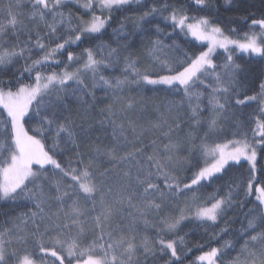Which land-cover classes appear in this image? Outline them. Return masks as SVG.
Returning a JSON list of instances; mask_svg holds the SVG:
<instances>
[{"label": "snow or ice", "instance_id": "1", "mask_svg": "<svg viewBox=\"0 0 264 264\" xmlns=\"http://www.w3.org/2000/svg\"><path fill=\"white\" fill-rule=\"evenodd\" d=\"M141 3L142 0H29L26 18L32 24H44L47 29L43 34L36 32L33 47L40 54L35 59L33 48L29 47L33 39L31 30L23 45H12L5 39L9 35L18 39L27 30L21 19L24 14L14 10L20 7L19 0L9 3L4 21H0V73L7 75L10 65L26 58L31 63L26 64L24 72L32 82H22L24 72L13 74L8 80L0 79V109L6 113V116L0 115V201H11L17 207L26 201L32 207L16 218L18 223L13 228L0 226V264H149V257L155 258L158 253L170 256L166 264H176L180 261L178 245L186 247L184 237L178 235L185 220L192 218L201 224L216 225L228 211L246 204H254L255 208L245 213L247 224L240 233L243 245L231 264H264V163H260L264 161V80L257 95L237 91L245 69L232 56V52L239 51L264 59V16L241 17L245 23L251 19L249 31L234 38L210 19L216 0H192L198 12L209 13L202 16H189L184 8L167 3L162 9L153 5L138 17L136 27L144 33L152 31L156 36L146 48L152 62L159 66L160 71L156 72L142 70L138 66L139 58L131 52L122 56L120 48L128 49L131 44L112 47L103 39L112 26L114 14ZM225 3L231 5L233 0ZM68 4L82 9L83 15L66 14L63 9ZM164 12L168 15H163ZM157 13L166 23L171 22L173 30L190 36L201 47L206 45L205 50L197 51L195 45L193 49H183L175 40L165 44L160 38L164 30L159 25L154 29L143 26L151 24L149 18ZM229 31L236 33L235 28ZM123 33L124 23L120 21L110 35L120 38ZM167 36L171 38L172 33ZM84 40L97 43L84 48L79 55L68 50ZM218 49L228 53L221 65L214 60ZM177 51L181 55H175ZM63 53L67 54L68 62L64 70L42 71L63 63L57 59ZM121 61V76L104 74L116 69ZM73 64L79 66L69 71ZM89 74L93 90L101 89L113 97V103L101 109L104 118L99 121L101 128L104 125L110 128L111 143L93 145L92 159H85L86 154L77 151L76 166H73L71 162L65 164L58 160L57 154L69 144L79 149L78 138H86L91 125L88 129L78 127L70 117L62 115L66 106L53 105L46 97L54 91H66L74 84V92L81 93L78 99L82 103H87L83 99L85 95L95 99L83 78ZM145 84L182 97L178 103L170 101L166 111L159 112L156 120L147 126L140 123L139 117L133 118L135 101L121 95L126 89ZM201 87L210 89L206 105L205 92L197 91ZM233 97L236 106L259 100V115L250 118L254 124L249 130L251 135L237 123L236 131L231 134L233 138L218 142L211 137L222 131L221 119L227 117ZM56 100L60 101L61 97L57 95ZM184 105L192 125L201 124L205 109L211 113L207 120L208 132L198 144L193 143L192 132L183 137L175 135L183 121L172 112L174 107L179 111ZM54 107L60 110L53 111ZM33 121L34 127L25 126ZM148 133H153L154 138L144 145L143 138ZM185 144H192L190 151H193L189 162L191 175L186 180L170 171L176 153ZM100 157L107 159L111 167L102 171L95 167L93 161ZM245 162L247 175L233 179L224 195L219 194L220 189L205 197L196 195L200 189L221 180L222 174L234 166L243 167ZM188 192L193 195L178 215L164 213L169 202ZM81 201L90 202L91 209L83 207ZM92 212L96 215H91ZM87 217L93 225L91 239L82 219ZM141 223L145 228H155V237L138 240ZM29 224L31 230L25 231ZM221 233H227V228L212 233L206 243L195 245L201 254L192 264H224L222 257L235 244L226 241L220 247H212L211 241H218ZM170 235L175 238H166ZM13 240L23 247V254L19 248H10ZM30 240L33 251L27 247ZM206 246L209 250L203 251ZM186 250L191 252L192 248Z\"/></svg>", "mask_w": 264, "mask_h": 264}, {"label": "trees", "instance_id": "2", "mask_svg": "<svg viewBox=\"0 0 264 264\" xmlns=\"http://www.w3.org/2000/svg\"><path fill=\"white\" fill-rule=\"evenodd\" d=\"M16 3V0H0V21H4L6 16V10L8 8L9 3ZM20 7L18 9H14L24 15L21 16L24 24L27 25V30H25L22 34H19L18 39H13L11 35L6 37L5 39L11 43L12 45H23L28 39V30H31L32 33V41L29 44V47H32V58L35 59L38 57L39 50L33 47L35 44V35L36 32L39 31L41 34L47 31L44 24H32L27 18V14L30 11L29 0H19ZM167 3L176 8H184L189 16H202L209 15L206 12H198L194 4H192V0H142L140 5H133L130 9L118 12L115 15V19L112 23V26L108 29V35H105L103 38L104 41L108 44H111L112 47H118L125 44H131L132 46L128 49L120 48L121 54L128 55L131 52L134 57L139 58V67L143 70L148 68L150 71L155 70L159 72V66L155 65L151 58L146 53V48L149 46V41L151 39H155L156 36L152 31L148 33L141 32L136 24L138 23V17L145 11L150 9L153 5H155L158 9H162L163 5ZM218 9V11H217ZM65 13L71 12L73 16L83 15V10L79 9L74 4H68L63 9ZM171 9H169L170 11ZM163 15H168V12H164ZM264 16V4L261 3V0H233L231 5L225 3V0H216V8L213 9V12L210 14V19L214 23H218L221 28L225 30L227 34H231L234 38H239L243 35L244 32L249 31V25L251 23V19H248L245 23L241 20V17H251L260 19ZM85 19L88 17L85 16ZM151 20V24H144L143 26L149 29H154L156 25H159L161 29L164 30V35H161L160 38L164 40L165 44H171L173 40L176 41L178 45H180L183 49H193L195 45V50H205V47H201L199 42L193 41L192 38L185 37L182 33H179V30H173L171 27V22L163 21L161 15L159 13L155 14L154 17L149 18ZM51 18L49 17V22ZM123 21L124 23V33L121 34L120 38L113 37L110 34L112 33L113 28L119 27V22ZM75 22V21H74ZM235 28L236 33H230V29ZM255 31H259V28H256ZM167 33H172L171 38H168ZM179 33V34H178ZM126 37V38H124ZM97 41L84 40L79 46H72L69 48V51L74 52L79 55L83 52V49L86 47H94ZM54 46V45H53ZM175 55H181L179 51L175 53ZM228 53L224 51H218L214 60L218 65H221L226 62V56ZM233 60L242 66L245 69V72L240 76L239 83L237 84V91L242 92L248 96L257 95L260 92V83L264 80V59L259 56H250L246 53H241L238 51L232 52ZM57 59L61 60L59 66L52 65L50 68L42 69L45 72L57 71L60 72L64 70V64L67 62V54H59ZM31 63L30 60L26 58H20L17 62L10 65L8 67L7 75L4 73H0V79L8 80L13 74L19 75V73L24 72V68L26 64ZM51 63V62H50ZM77 64H73L71 69L77 67ZM123 68V61L117 66L116 69H111L106 71L104 74L106 76L111 77H119L121 76V69ZM220 70L219 68L217 69ZM34 76V73L32 74ZM85 84L88 85V91L94 92L95 99L92 98L91 95H85L84 101L87 103H82L78 97L81 95L79 91H75V85L71 84L70 88L66 91H61L59 93L53 92L50 97H46V100H51L53 105H61L66 106L62 111V115L64 117H70L73 121H75L78 127H83L85 129L89 128L91 125V129L86 138L80 139L78 138V143L80 145L79 149H76L72 145H67L62 152H58L57 159L61 160L63 163L67 164L71 162L73 166H76V152L80 151L86 154L85 159H92L94 153L90 152V149L93 145L97 144H107L111 143L110 136V128L108 125H104L101 128L99 121H101L104 116L101 114V109H106L107 106L113 103V97L111 93H105V91L101 89L93 90L91 76L86 75L83 77ZM23 83L32 82V78L29 77L28 73L24 72V77L22 78ZM209 83L211 81H208ZM161 86H155L156 89H160ZM197 91H204V104H207V94L210 89L205 90L203 87L197 89ZM74 92V94H73ZM57 95L61 97L60 101L56 100ZM124 99H131L135 101L136 109L133 113V118L139 117L140 123L145 126L148 125L150 121H155L159 112L166 111V106L170 101H176L177 103L181 100L180 94H170L164 90H154V86L151 85H143V86H133L131 89H126L121 94ZM243 98V96H241ZM261 102L251 101L248 102L247 106H236L234 105V97L230 99V106L227 110V117L221 119V128L222 131L218 133H214L212 135V139H216L218 142H222L225 139H231L232 132L236 131L237 123L242 125V130L249 131L254 124L251 122L250 118L255 119L256 116L259 115V104ZM119 105H117L118 107ZM87 109V111H85ZM53 111H59V108L54 107ZM0 115L6 116V113H3V110L0 109ZM172 115L178 117L183 121L181 129L177 130L175 133L176 136L183 137L187 132H192L193 135V143L198 144L200 139L208 132L207 120L210 118L211 113L205 109V111L201 114V124L199 126L192 125L191 121L188 120L189 112L187 111V105L179 108V111H176L175 107L173 109ZM36 124L35 121L31 122V124H26V127H34ZM107 128V133L103 130ZM249 135L251 132L249 131ZM154 138L153 133H148L143 138V144L148 145L151 139ZM48 143H51V138ZM192 144H185L181 147V149L176 153V160L173 164V167L170 169L173 175H176L180 178H184L186 180L187 177L191 175L189 171L190 161L192 159L193 151ZM151 151V148L148 149ZM94 166L98 167L101 171L104 168H110L111 164L107 159L100 157L94 159ZM202 163V162H201ZM260 163H264L261 161ZM258 169L260 164L257 165ZM248 165L243 163V167L234 166L227 174H222L223 178L219 181H216L211 184V186L200 189L196 195L205 197L210 193H213L216 189H220L219 194L224 195L228 191L229 184L233 179L239 180L240 178L247 175ZM259 176V173H257ZM193 193L188 192L185 195H179L175 200H172L165 207L164 213L166 215H178L180 209L185 208V202L190 201ZM249 199H253L251 197ZM83 207L91 209V203L85 204L81 201ZM27 205V206H25ZM30 202H22L17 207L11 201L5 202L0 201V226L13 228L14 223H18L17 217L20 216L21 213L28 212L31 208ZM254 204H246L243 208H234L228 211L224 218L217 222L216 225H208L201 224L199 221L195 219L189 218L185 220L178 230V235L184 237L186 247L182 248L178 245L177 251L178 255H180V261H177L176 264H192V261L196 256L201 254V250H198L195 245L206 243L208 241L209 236L214 232H219L222 228H227V233H221V238L216 241H211L212 247H220L226 241L235 244V248L228 249L227 254L222 257L224 264H231L233 258L240 254V248L243 245V240L240 238V233L244 227H246L247 220L245 219V213L249 212L250 209H254ZM34 210V209H33ZM55 206H53V211H55ZM99 210V205L97 204V211ZM5 213L7 215H5ZM91 215H96V212H92ZM85 220V230L89 239L92 238V228L93 225L91 223L90 217L82 218ZM150 220L155 222L154 217H150ZM31 224L28 225V228L25 231L31 230ZM207 229V231H205ZM156 235V229L153 227L145 228L143 223L138 225L137 238L142 239L144 237L149 238L151 240ZM166 238H175V236L170 235ZM45 240L48 239L46 236ZM29 251L34 250V245L29 241L27 245ZM187 247H191L192 251L187 252ZM10 248H19L21 250V254H23V247L16 243L13 240ZM209 250L206 246L203 251ZM170 258L169 255L157 254L155 258L149 257V264L153 260H155V264H166V261Z\"/></svg>", "mask_w": 264, "mask_h": 264}, {"label": "rangeland", "instance_id": "3", "mask_svg": "<svg viewBox=\"0 0 264 264\" xmlns=\"http://www.w3.org/2000/svg\"><path fill=\"white\" fill-rule=\"evenodd\" d=\"M225 33H226V32H225ZM226 34H227V33H226ZM220 50H221V51H224L223 49H218L217 52L220 51ZM217 52H216V53H217ZM238 52H239V51H238ZM246 54H248V53H246ZM78 66H79V65H78ZM78 66H77V67H78ZM75 68H76V67H75ZM75 68H74V69L68 68V70H69V71H74ZM138 240H139V239H138Z\"/></svg>", "mask_w": 264, "mask_h": 264}]
</instances>
